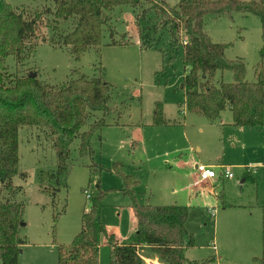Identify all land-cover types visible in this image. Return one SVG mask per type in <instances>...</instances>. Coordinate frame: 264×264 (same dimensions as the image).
I'll use <instances>...</instances> for the list:
<instances>
[{
  "label": "rangeland",
  "instance_id": "1",
  "mask_svg": "<svg viewBox=\"0 0 264 264\" xmlns=\"http://www.w3.org/2000/svg\"><path fill=\"white\" fill-rule=\"evenodd\" d=\"M6 1L28 19H36L39 38L49 40L53 35L56 41L72 28L71 19L54 20L52 0ZM179 1L168 0V8ZM151 3L146 0L142 8L148 9ZM108 16L112 37L105 26L101 46L77 60L69 49L48 42H39L36 53L21 66L12 56L5 59L9 74L38 72V79L51 85L71 76L99 77L101 69L103 80L111 86L109 106L113 109L105 117L104 127L91 138L93 155L81 157L80 141L75 139L69 148L66 172L53 179H41L42 172L56 174L57 166L47 130L19 128L18 174L12 179L18 190L10 197L24 206L19 236L25 245L18 264H58V248L69 245L80 232L81 216L88 204L85 193L93 194L98 181L100 190L108 191L101 210L103 224L118 228L124 241L129 240V201L120 192L118 176L108 171L114 163L123 166V174L136 176L139 185L135 190L141 203L188 207L186 230L194 238L193 247L186 252L190 264H264V114L261 126L254 128L209 125L202 117L190 115L180 87L185 74L180 46L183 31L179 30V43L174 46L168 17L157 9L143 15L122 6ZM204 21L209 40L225 45L228 60L240 59L245 80L252 82L258 50L264 44L259 20L233 13L230 17L208 15ZM123 35L130 45H110ZM231 81V74L223 71L215 74L212 83ZM156 103L163 106L166 126L153 124ZM229 114L224 110L220 120L224 122ZM94 115L82 131L102 117L99 112ZM186 139L192 145H187ZM194 164L212 166L216 173L218 166L228 167L233 177L194 186ZM96 166L105 171L97 175ZM245 173L248 176L244 179ZM53 188L57 189L55 197L50 194ZM211 207L214 218L207 211ZM140 256L156 255L142 250ZM105 259L108 261V256Z\"/></svg>",
  "mask_w": 264,
  "mask_h": 264
},
{
  "label": "trees",
  "instance_id": "2",
  "mask_svg": "<svg viewBox=\"0 0 264 264\" xmlns=\"http://www.w3.org/2000/svg\"><path fill=\"white\" fill-rule=\"evenodd\" d=\"M151 6L142 8L146 0H52L54 20H72L70 31L59 35L55 41L39 38L36 19H28L17 12L6 0H0V261L1 264H18L24 240L19 236L23 204L10 199L18 190L12 179L18 174V130L22 126L45 129L52 139L56 153L55 173H41V179H53L66 172L69 148L79 139V155L92 156L90 141L94 133L105 125L111 112L109 98L111 86L100 76L88 79L72 76L58 84L43 83L38 72L9 74L5 59L12 56L17 65H23L36 53L39 42L69 49L74 59L92 48L101 46L103 28L113 30L108 13L115 8L130 6L143 15L157 9L168 17L166 21L173 45L179 43L178 32L183 31L182 62L185 74L181 83L184 106L188 113L205 118L209 123L219 121L220 114L228 109L230 126L254 128L262 124L264 114V44L258 50V62L253 71V81L245 80V67L240 59L228 60L225 45L213 43L205 31L204 18L240 14L254 16L264 31V0H180L168 8V0H151ZM164 22V25H166ZM166 25V26H167ZM111 46H128L130 40L123 35ZM227 71L230 83H212L216 73ZM35 73V77L30 74ZM87 131L82 129L95 113ZM153 124L165 126L163 106L156 103ZM97 175L105 169L96 166ZM121 164L114 163L108 171L121 182L120 192L128 199L137 222L135 233L127 241L107 238L111 249V264H146L140 251L153 252L163 264H186L185 251L194 245L193 236L187 232L188 207L179 205L152 206L141 203L135 194L139 181L133 175L121 172ZM22 178L25 173L20 174ZM248 173L244 174V179ZM95 177V176H94ZM253 181V179H252ZM47 190V189H46ZM45 190V191H46ZM55 197L57 189L50 190ZM108 191L99 184L89 194L88 204L81 216V229L67 246L58 248V264H100L98 251L102 235H106L101 220V210Z\"/></svg>",
  "mask_w": 264,
  "mask_h": 264
},
{
  "label": "crops",
  "instance_id": "3",
  "mask_svg": "<svg viewBox=\"0 0 264 264\" xmlns=\"http://www.w3.org/2000/svg\"><path fill=\"white\" fill-rule=\"evenodd\" d=\"M188 113V112H187ZM188 115V114H187ZM190 115H194V114H191L190 113ZM221 115V114H220ZM186 116V115H185ZM152 118H153V116H152ZM203 118V117H202ZM153 120V119H152ZM203 120L207 123V124H209V125H218V126H220V127H222V126H228V127H232V126H230V122H231V117H230V114L228 115V117L226 118V120H224V122H222V120H220V118H219V121L218 122H215V123H209L205 118H203ZM166 126V125H165ZM186 143H187V145H192L191 143H190V141L189 140H187L186 139ZM122 166V165H121ZM193 167H191V170H192V176H194L195 177V179L193 178V180L194 181H192V184L191 185H199V184H202L201 182H199L198 181V177H197V173L195 172V164L194 165H192ZM123 167V166H122ZM121 167V168H122ZM121 172H122V170H121ZM101 175V174H100ZM134 176V175H133ZM97 177V176H96ZM100 177V176H99ZM136 177V176H135ZM244 181V179H242L239 183L241 184L242 182ZM194 182V183H193ZM208 182H210V183H212V181H208ZM98 184H99V181H98ZM98 186V185H97ZM96 186V187H97ZM89 194V193H88ZM135 194H136V190H135ZM136 197H137V195H136ZM137 199H138V197H137ZM143 203V202H142ZM143 204H149V202L147 203H143ZM175 205H178V204H175ZM179 206H180V203H179ZM183 206V205H182ZM223 206H224V204H223ZM214 207H211V208H209V209H213ZM215 210V209H214ZM129 212H130V220H131V222H132V224H131V229L129 230L130 231V233L128 234V236L130 237V236H132L134 233H135V231H136V229H137V222H136V218H135V215H134V213H133V210L130 208V206H129ZM214 217H215V215H214ZM213 217V218H214ZM212 218V217H211ZM105 226V225H104ZM105 230H106V235L104 236V235H102L101 236V239H100V245H99V251H98V258H99V263L100 264H111V262H112V259H111V249H110V246H109V244H108V241H107V238L109 237V236H113L116 240H118L119 242H121V241H124V238L122 237V235H121V233L119 232V229L118 228H106V226H105ZM213 249H214V247H212ZM145 251H147L146 249H144V252ZM186 252H187V250L185 251V253H184V255H185V259H186V264H190V262H189V260L187 259V257H186ZM106 256H108V261L105 259V257ZM20 257V256H19ZM142 259L144 260V262L146 263V264H149V263H151V264H162V263H160L159 262V260L157 259V257L155 256V257H145V258H143L142 257Z\"/></svg>",
  "mask_w": 264,
  "mask_h": 264
},
{
  "label": "built area",
  "instance_id": "4",
  "mask_svg": "<svg viewBox=\"0 0 264 264\" xmlns=\"http://www.w3.org/2000/svg\"><path fill=\"white\" fill-rule=\"evenodd\" d=\"M217 169L219 170V173H216L214 171V167L204 165V164H196L195 165V172L197 173L198 181L201 183H205L208 181H214L217 178H224V179H232L233 175L229 171L228 167L218 166ZM87 199L89 198V194L86 192ZM208 214L210 217H214L215 210L208 208ZM151 264V263H149Z\"/></svg>",
  "mask_w": 264,
  "mask_h": 264
},
{
  "label": "water",
  "instance_id": "5",
  "mask_svg": "<svg viewBox=\"0 0 264 264\" xmlns=\"http://www.w3.org/2000/svg\"><path fill=\"white\" fill-rule=\"evenodd\" d=\"M30 76L33 78V77H35V76H36V74H35V73H31V74H30ZM180 87H181V86H180ZM22 226H24V224H23V223H21V224H20V227H22Z\"/></svg>",
  "mask_w": 264,
  "mask_h": 264
}]
</instances>
